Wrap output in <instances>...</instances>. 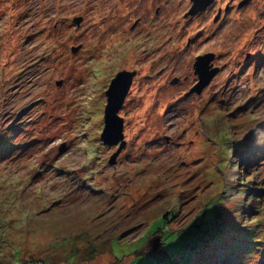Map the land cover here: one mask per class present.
Wrapping results in <instances>:
<instances>
[{
    "label": "rangeland",
    "instance_id": "obj_1",
    "mask_svg": "<svg viewBox=\"0 0 264 264\" xmlns=\"http://www.w3.org/2000/svg\"><path fill=\"white\" fill-rule=\"evenodd\" d=\"M227 1L0 0V264H147L157 237L179 264H264V22L254 0L216 24Z\"/></svg>",
    "mask_w": 264,
    "mask_h": 264
},
{
    "label": "water",
    "instance_id": "obj_2",
    "mask_svg": "<svg viewBox=\"0 0 264 264\" xmlns=\"http://www.w3.org/2000/svg\"><path fill=\"white\" fill-rule=\"evenodd\" d=\"M213 1L214 0H192V6L187 14H195L204 10ZM76 20L79 22L81 21V18L79 17ZM78 48L79 47H74L73 50L75 51ZM213 57L214 54L212 53L196 57L194 68L199 80L194 87H192L190 92L201 93L218 72L219 69L217 67H211L210 62ZM135 74V71L127 70L118 72L106 90L107 104L104 110V127L101 133V139L103 143L107 145L119 143L118 149L109 159L110 164L116 163L117 156L126 145L123 134V118L119 116L118 112L130 90ZM173 81L175 82L177 79H174ZM58 83L60 82L58 81ZM153 242L152 249H156L161 244L160 237L155 238Z\"/></svg>",
    "mask_w": 264,
    "mask_h": 264
},
{
    "label": "flooded vegetation",
    "instance_id": "obj_3",
    "mask_svg": "<svg viewBox=\"0 0 264 264\" xmlns=\"http://www.w3.org/2000/svg\"><path fill=\"white\" fill-rule=\"evenodd\" d=\"M217 0H214L210 5L214 4ZM254 0H228L224 6V8L222 6H218L217 9H216V14L214 16V19L213 21L218 24L222 18L224 17V15L228 12V13H232L233 10H245L246 13L249 11L247 7L250 6V4L253 2ZM258 4H259V9L258 8H253L252 6V9L251 11H249L247 14L248 16L250 17V20H255V23L257 22L256 20H259V21H262L264 22V1L262 0H258ZM208 7V6H207ZM206 7V8H207ZM205 8V9H206ZM248 11H247V10ZM202 11V10H201ZM256 26V25H255ZM257 47V46H256ZM255 48V46H254ZM207 53H212L214 54V57L213 59L211 60V67H217L219 69V66L215 64V60H216V53L213 52V51H209V52H206V53H202V54H199L197 56H200V55H204V54H207ZM257 52H255V50H252V48L250 50L247 51V55L245 57V60L247 62H249V65L250 67L248 68H251V70L253 69V64H255V60L258 58L257 55H256ZM253 61V62H252ZM257 61V60H256ZM258 62V61H257ZM243 63V62H242ZM257 66V64H255ZM255 66V67H256ZM241 67V66H239ZM220 70V69H219ZM218 70V72H219ZM217 72V73H218ZM216 73V74H217ZM176 82V81H175Z\"/></svg>",
    "mask_w": 264,
    "mask_h": 264
},
{
    "label": "trees",
    "instance_id": "obj_4",
    "mask_svg": "<svg viewBox=\"0 0 264 264\" xmlns=\"http://www.w3.org/2000/svg\"><path fill=\"white\" fill-rule=\"evenodd\" d=\"M167 214L164 215V218ZM210 221L213 222V219H210ZM203 224V221L202 223ZM209 230V228H208ZM181 231V230H180ZM175 232V231H173ZM179 232V231H178ZM199 239H201L199 237ZM164 243L161 242L160 248L156 251H150L146 250V248H142L141 250L137 251L138 255H146L149 256V262L147 264H179L183 256V251H180L178 253H173V251H169L168 248H165ZM150 247V246H149ZM194 246L190 247L188 250H192ZM144 251V252H143ZM118 259H121L118 257ZM134 260V259H133ZM26 264H43L41 261H29Z\"/></svg>",
    "mask_w": 264,
    "mask_h": 264
}]
</instances>
